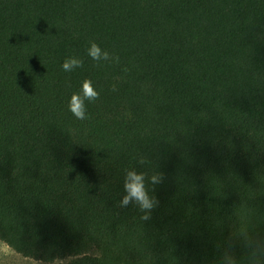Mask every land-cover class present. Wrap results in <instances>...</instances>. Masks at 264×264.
Returning a JSON list of instances; mask_svg holds the SVG:
<instances>
[{
	"label": "trees",
	"instance_id": "obj_1",
	"mask_svg": "<svg viewBox=\"0 0 264 264\" xmlns=\"http://www.w3.org/2000/svg\"><path fill=\"white\" fill-rule=\"evenodd\" d=\"M129 169L163 177L147 220L120 206ZM0 240L49 264H264V0H0Z\"/></svg>",
	"mask_w": 264,
	"mask_h": 264
},
{
	"label": "clouds",
	"instance_id": "obj_2",
	"mask_svg": "<svg viewBox=\"0 0 264 264\" xmlns=\"http://www.w3.org/2000/svg\"><path fill=\"white\" fill-rule=\"evenodd\" d=\"M87 55L94 60L97 65L101 62L119 63V57L114 56L106 49H102L96 42H91L87 49ZM84 61L78 57L67 58L62 68L65 72H72L77 68H82ZM113 91H116V85H113ZM100 99V92L96 89L91 80H85L82 84V89L78 93H74L68 104L69 111L78 120L89 119L87 105L95 103ZM143 163V161H141ZM163 182V177L159 174H153L151 177L146 176L143 172H137L135 169H129L124 176V192L121 207H128L130 204L138 206L140 211L145 215L142 219H149V213L157 205L158 201L152 196L147 187V183L158 185Z\"/></svg>",
	"mask_w": 264,
	"mask_h": 264
},
{
	"label": "rangeland",
	"instance_id": "obj_3",
	"mask_svg": "<svg viewBox=\"0 0 264 264\" xmlns=\"http://www.w3.org/2000/svg\"><path fill=\"white\" fill-rule=\"evenodd\" d=\"M69 260H64L67 262ZM0 264H49L33 258H27L15 252L0 240Z\"/></svg>",
	"mask_w": 264,
	"mask_h": 264
}]
</instances>
